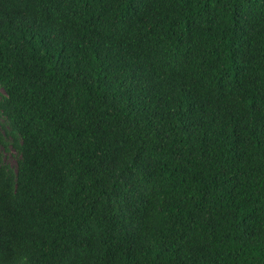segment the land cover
<instances>
[{"label":"trees","instance_id":"obj_1","mask_svg":"<svg viewBox=\"0 0 264 264\" xmlns=\"http://www.w3.org/2000/svg\"><path fill=\"white\" fill-rule=\"evenodd\" d=\"M0 264H264V0H0Z\"/></svg>","mask_w":264,"mask_h":264},{"label":"rangeland","instance_id":"obj_2","mask_svg":"<svg viewBox=\"0 0 264 264\" xmlns=\"http://www.w3.org/2000/svg\"><path fill=\"white\" fill-rule=\"evenodd\" d=\"M3 160L10 166H15L17 155L14 150L9 146L7 150H1Z\"/></svg>","mask_w":264,"mask_h":264}]
</instances>
